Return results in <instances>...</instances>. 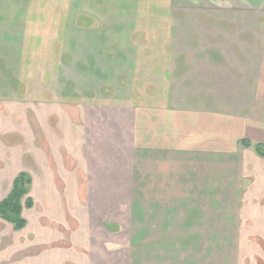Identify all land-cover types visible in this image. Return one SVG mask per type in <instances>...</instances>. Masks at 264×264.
<instances>
[{
  "label": "crops",
  "instance_id": "obj_1",
  "mask_svg": "<svg viewBox=\"0 0 264 264\" xmlns=\"http://www.w3.org/2000/svg\"><path fill=\"white\" fill-rule=\"evenodd\" d=\"M38 2L51 4L52 0H0V35L14 20L21 29L22 18L36 17L37 9L30 8ZM177 2L77 0L75 45L70 52L63 45L65 56L58 62L48 59L47 53L45 59L35 55L28 80L14 66L18 57L11 60L0 49L4 63L20 81L18 93L11 92V84L0 71V140L16 147L0 153V158L11 162L13 176L11 190L0 202L12 191L16 177L27 173L32 180L33 224L42 229L55 227L53 233L60 236L55 242L68 241L65 228L76 234L79 229L68 225L65 194L61 190L55 199L61 202L55 207H50L47 198L48 186L57 184L60 173L80 207L81 230L107 241L103 250L92 252V259L97 260L93 264H244L252 256L249 252H254L255 259L263 254L260 245H247L249 234L244 235L242 228L246 222L262 226L264 211L246 203L233 215L230 226L241 228L239 245H235V240L223 239V231L214 228L215 216L209 213L212 204L197 202L192 196L213 193V156L227 158L243 139L264 144V44L259 54L252 55L259 64L245 91L253 98L248 114L181 107L176 103L180 90L175 81L182 77L170 45L176 19L185 14L161 6L175 8ZM21 4H28L25 11L20 12ZM40 11L44 17L53 16L50 5ZM106 18L115 21L109 32L101 28V19ZM60 34L63 38L64 32ZM45 50L43 46L40 51ZM205 84L200 90L203 98L214 91ZM25 95L27 104L20 101ZM13 99L18 100V107L10 104ZM11 134L18 139H10ZM244 149L264 160L254 149ZM46 210L60 215L61 223L43 221ZM257 235L264 239L263 234ZM57 237L39 241L40 245ZM122 239L125 249L109 245ZM227 241L230 248L239 250L223 251L221 242ZM217 252L221 261L214 257ZM67 255L64 263H73L75 256Z\"/></svg>",
  "mask_w": 264,
  "mask_h": 264
},
{
  "label": "rangeland",
  "instance_id": "obj_2",
  "mask_svg": "<svg viewBox=\"0 0 264 264\" xmlns=\"http://www.w3.org/2000/svg\"><path fill=\"white\" fill-rule=\"evenodd\" d=\"M177 1V7L175 8L168 4H161L167 11L181 10L185 14V17L182 16L176 19L175 31L170 45V55H172L176 68L182 77L181 81H179V78L175 81L176 90H180L177 93L180 98L176 100V103L181 107L193 106L197 109L213 111L227 110L237 115L248 114L253 98L251 93L246 95L245 91L251 85L250 78L254 75L255 64L257 66L259 64L256 59H253L252 55L259 54L260 50L258 49L262 48L264 44V0ZM27 5L21 4L20 12L25 11ZM49 5L53 10V16L44 17L41 13L43 11L40 10H48ZM139 5V3L136 4L137 8ZM142 5L150 7V4L144 3ZM5 7L13 8L12 4H5ZM35 9H37L36 17L20 20L21 29L17 28L16 22L18 20H14L5 30L4 35H0V49L5 50V55L10 57L11 60L18 57L17 60L12 62L20 75L27 80L30 65L33 64L32 59L35 58V55L38 59H45V53H47V58H51L53 62L59 60V58L61 59L65 56V53H62L60 48L64 45L63 50L70 52L72 46L75 45L78 31L76 27L77 20L75 19L78 12L77 0H52L51 4L38 2L34 4V7L31 5L30 10L34 11ZM151 9H154V7ZM33 11L34 15L35 12ZM15 12L18 11L15 10ZM7 21L2 22L6 24ZM101 22L103 26L101 28L104 32H109L108 29H112L111 24L115 23L114 20L108 18L101 19ZM99 25L96 22V26L99 27ZM62 31L64 32L63 38L60 34ZM97 34L100 36L99 30ZM43 46L46 50L40 51ZM57 46H59L58 51L56 50ZM52 50L53 55L51 57ZM68 61L70 62V60ZM210 62L212 66L207 65ZM0 71L6 77L7 82L11 84V92H17L16 88L20 87V81L4 63L1 56ZM202 79H206L207 87H213L214 89V91H211L212 93H207L209 96L207 98H203L205 93L200 91H203L206 85V81ZM11 80L16 85H13ZM189 87L194 88V90L196 88L198 92L188 93L192 92L188 90ZM25 89L24 87L20 90L24 92ZM221 90H223V95ZM192 94H195V96L190 97ZM226 94L228 96H225ZM16 97L18 99V96ZM17 101L10 100V104L12 103L13 107H18ZM20 101L27 104L28 95L21 97ZM10 139L17 140L18 138L15 134H11ZM0 141V153L16 148L5 139ZM235 148L233 153L227 154L229 155L228 160L227 158L220 160L221 158L213 156L212 160L214 161L211 162L213 168V171H211L213 173H211L213 175L212 188L210 189L213 193L197 194L192 197H195L197 202L202 201L212 204L214 209L209 213L211 217L215 216L213 219L214 228L223 231V239L228 237L231 243H233L231 240H235V245H239L238 234L241 228L238 225L236 227L230 226V220L235 213L238 215L239 209H242L246 203H251V206L264 211V160L257 159L252 151L245 150L239 144ZM11 170V162L8 160L7 163L6 159L4 161L0 158V200L11 190L13 178ZM56 177L57 184L54 186L49 185L47 188L48 202L50 207H55L61 202V199H55L59 197L61 190L64 192L67 203L66 209L69 215L68 225L73 229H79L78 234H76V231L71 230L72 233L70 230L66 231L65 228L64 235L67 236L65 238L69 242L65 239L55 242L60 238V236L57 237L53 233L55 227L46 226L42 229L40 226L33 224L35 209H25L23 218L26 220L27 226L22 230H16L13 225L5 222L0 217V264H65V260L68 261L64 258L65 254H69L67 255L68 258L75 256L71 264H93L97 260L92 259V252L103 250L108 245L104 238H93L90 234H85L81 230L80 207L75 200V196L67 192V184L62 182L60 173L57 172ZM250 193L253 195H249ZM28 198H30V194ZM42 218L43 221L51 220L55 223H61L59 222L61 216L51 210L44 211ZM236 222L238 223V219ZM246 224L242 228V232L244 235L249 234L247 245H260L263 254L255 259L253 257L254 252H249L252 256L246 259L244 264L254 262L264 264V239L257 235V233L264 235V224L262 226H253L249 222H246ZM98 229L105 234L102 227H98ZM61 232H63V229ZM54 235L57 237L56 239L48 240V242L40 245L39 241H44ZM36 236H38L39 241ZM75 237L76 240L74 241ZM124 242L122 239V243H109V245L120 250L125 249L126 244ZM230 242H221L223 251L239 250L238 247L230 248L229 245H232ZM139 250L140 247L138 246L137 257L140 254ZM214 257L216 260L221 261L222 256L220 253L214 254ZM117 264H119V261Z\"/></svg>",
  "mask_w": 264,
  "mask_h": 264
},
{
  "label": "trees",
  "instance_id": "obj_3",
  "mask_svg": "<svg viewBox=\"0 0 264 264\" xmlns=\"http://www.w3.org/2000/svg\"><path fill=\"white\" fill-rule=\"evenodd\" d=\"M240 145L246 149H254L256 154L264 159V144H254L248 139H243ZM31 178L27 173H21L14 181L13 189L8 197L0 202V217L5 222L14 226L16 230H22L27 222L23 218L25 209L33 207L30 193Z\"/></svg>",
  "mask_w": 264,
  "mask_h": 264
}]
</instances>
